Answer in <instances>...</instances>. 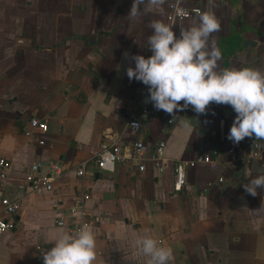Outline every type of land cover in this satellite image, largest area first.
<instances>
[{
  "label": "crops",
  "instance_id": "crops-1",
  "mask_svg": "<svg viewBox=\"0 0 264 264\" xmlns=\"http://www.w3.org/2000/svg\"><path fill=\"white\" fill-rule=\"evenodd\" d=\"M171 1L130 24L133 0H0V197L21 202L15 227L0 234L11 239L0 264H43V253L66 232L56 221L80 190L90 193L94 264H146L135 244L142 235L171 247V264H264V211H256L264 189L252 196L243 187L264 175V151L248 149L256 139L238 145L227 139L236 116L228 105L212 103L199 116L189 106L175 118L155 110L144 102L147 87L128 79L126 70L135 63L124 57L152 55V20L174 25L179 36L181 26L211 12L221 24L213 34L220 68L264 72V0H177L201 13L173 22L167 19ZM143 108L148 114L138 116L141 129L134 134L127 120ZM34 117L47 130L29 138L24 130ZM137 139L150 148L164 142L162 171L148 164L138 172L118 163L113 171L89 166L83 178L74 174L101 141L126 147ZM231 147L236 159L227 161ZM213 150L219 152L217 168H187L186 185L175 192L174 163ZM34 163L39 177L52 178L54 191L31 192L25 176ZM54 164L62 168L59 178Z\"/></svg>",
  "mask_w": 264,
  "mask_h": 264
},
{
  "label": "clouds",
  "instance_id": "clouds-1",
  "mask_svg": "<svg viewBox=\"0 0 264 264\" xmlns=\"http://www.w3.org/2000/svg\"><path fill=\"white\" fill-rule=\"evenodd\" d=\"M165 3L133 0L126 19L134 24L143 15L162 11ZM149 27L152 32L147 48L152 55L146 58L124 53L135 63L126 70L128 79L147 87L145 103L173 118L189 106L199 116L206 115L212 103L228 105L236 113L228 140L237 145L245 138L264 140V72L247 67L220 68L222 53L213 34L220 31L221 24L214 13L204 12L190 26H181L179 36L174 25L161 20H152ZM243 187L247 194L259 195L264 175L251 178ZM256 211H264V201ZM52 242L54 247L42 255L43 264H94L96 260V237L88 226L62 233ZM135 244L147 258L146 264H171L174 259L173 249L150 235L139 236Z\"/></svg>",
  "mask_w": 264,
  "mask_h": 264
},
{
  "label": "built area",
  "instance_id": "built-area-1",
  "mask_svg": "<svg viewBox=\"0 0 264 264\" xmlns=\"http://www.w3.org/2000/svg\"><path fill=\"white\" fill-rule=\"evenodd\" d=\"M177 8L181 9L177 13ZM201 13L199 7L186 8L177 0L171 1L167 6V19L171 22L175 20H185ZM147 109H141L131 113L127 120L130 131L138 134L141 129L139 115H147ZM168 123H172L169 120ZM47 130V124L39 118H31L29 121V129L24 130V134L31 138L33 131L43 133ZM42 143V141H39ZM163 149L164 142H159L150 148L145 140L137 139L126 147H122L117 142L108 140L101 141L95 155L89 159L80 162L74 169V174L77 177L83 178L89 166H93L97 171H113L116 164H125L130 167H135L138 172H143L147 169V165L156 166L160 171L163 170ZM249 153H261L264 151V140H255L248 144ZM228 158L235 160V149L231 147L227 151ZM215 154H219L217 150H213L208 154L200 155L191 160H179L174 163L173 174L174 183L173 189L175 192L181 191L186 185V170L189 167H194L200 163L208 164L213 169L217 168V161L214 158ZM249 156V154H248ZM0 165L3 161L0 160ZM54 176L59 178L62 174V168L59 164H54ZM39 164L34 163L30 166V170L26 173L25 179L29 183L31 192L41 195L54 191V182L51 177H39L37 172ZM222 182V179H218ZM90 198V193L80 190L73 197L67 199V213L56 221L58 226H63L67 233H75L83 226H91L92 218L86 211V201ZM21 209V202L18 198L0 197V234L12 230L17 223V215Z\"/></svg>",
  "mask_w": 264,
  "mask_h": 264
},
{
  "label": "rangeland",
  "instance_id": "rangeland-1",
  "mask_svg": "<svg viewBox=\"0 0 264 264\" xmlns=\"http://www.w3.org/2000/svg\"><path fill=\"white\" fill-rule=\"evenodd\" d=\"M2 239L0 237V252L2 251L3 248H5V250H6L7 249L6 246H8L11 242L10 238H7V239L5 238L4 240H2ZM0 258H3L1 254H0ZM14 258H16V257H14Z\"/></svg>",
  "mask_w": 264,
  "mask_h": 264
}]
</instances>
